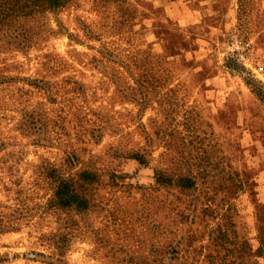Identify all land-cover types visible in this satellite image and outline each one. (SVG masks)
I'll return each mask as SVG.
<instances>
[{"label": "rangeland", "instance_id": "374dc122", "mask_svg": "<svg viewBox=\"0 0 264 264\" xmlns=\"http://www.w3.org/2000/svg\"><path fill=\"white\" fill-rule=\"evenodd\" d=\"M18 21L27 41L0 32V264H264V0Z\"/></svg>", "mask_w": 264, "mask_h": 264}, {"label": "trees", "instance_id": "16d2710c", "mask_svg": "<svg viewBox=\"0 0 264 264\" xmlns=\"http://www.w3.org/2000/svg\"><path fill=\"white\" fill-rule=\"evenodd\" d=\"M67 0H0V32L3 27L11 29V33L23 35L21 31H18L20 21L18 18L27 17L37 11H47L55 9L64 4ZM28 32V31H26ZM23 41H27L25 34L22 36Z\"/></svg>", "mask_w": 264, "mask_h": 264}, {"label": "built area", "instance_id": "2783aa9c", "mask_svg": "<svg viewBox=\"0 0 264 264\" xmlns=\"http://www.w3.org/2000/svg\"><path fill=\"white\" fill-rule=\"evenodd\" d=\"M235 43H236V44H240V42H239V41H236Z\"/></svg>", "mask_w": 264, "mask_h": 264}]
</instances>
